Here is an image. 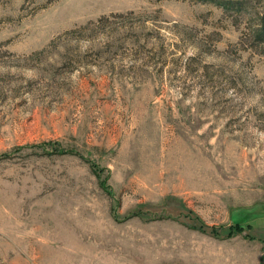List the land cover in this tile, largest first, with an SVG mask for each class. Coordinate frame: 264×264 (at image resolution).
<instances>
[{"label": "rangeland", "instance_id": "374dc122", "mask_svg": "<svg viewBox=\"0 0 264 264\" xmlns=\"http://www.w3.org/2000/svg\"><path fill=\"white\" fill-rule=\"evenodd\" d=\"M220 1L0 0V264H264V0Z\"/></svg>", "mask_w": 264, "mask_h": 264}, {"label": "trees", "instance_id": "16d2710c", "mask_svg": "<svg viewBox=\"0 0 264 264\" xmlns=\"http://www.w3.org/2000/svg\"><path fill=\"white\" fill-rule=\"evenodd\" d=\"M227 1L226 0H221L220 1V4L222 5V6H226L227 4H230V2L229 3H226ZM255 34H256V36L257 37H259V38H263V40H264V18H261L260 19V21H259V23H258V26H257V29H256V31H255ZM195 228V227H194ZM247 230H249L250 229V225H248L247 224ZM199 231H202V232H204V229L200 226V227H198L197 228ZM227 232L225 233V237L226 238H230L231 236H233L234 234H237V233H243L244 232V228L241 226V225H239V224H234V226H230V227H227V230H226ZM205 233V232H204ZM212 236H214V237H219V235L220 234H218V232L217 231H215L214 229H210V232H209ZM250 239H252L253 237H249Z\"/></svg>", "mask_w": 264, "mask_h": 264}]
</instances>
